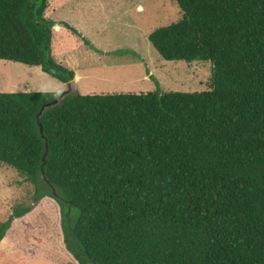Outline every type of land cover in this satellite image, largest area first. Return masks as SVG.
Instances as JSON below:
<instances>
[{
	"label": "trees",
	"instance_id": "1",
	"mask_svg": "<svg viewBox=\"0 0 264 264\" xmlns=\"http://www.w3.org/2000/svg\"><path fill=\"white\" fill-rule=\"evenodd\" d=\"M48 1L0 0V59L74 88ZM174 1L182 17L149 41L166 60L210 61L207 90L74 88L51 106L61 91L0 92V164L33 186L0 242L48 196L77 264H264V0Z\"/></svg>",
	"mask_w": 264,
	"mask_h": 264
},
{
	"label": "rangeland",
	"instance_id": "2",
	"mask_svg": "<svg viewBox=\"0 0 264 264\" xmlns=\"http://www.w3.org/2000/svg\"><path fill=\"white\" fill-rule=\"evenodd\" d=\"M45 15L60 26L53 29V57L75 72L74 88L77 83L82 94L210 88V61L166 60L149 41L153 30L182 17L174 0H49ZM67 85L40 66L0 59V92H26V87L62 92ZM32 195L30 182L0 164V220L14 206L32 203ZM49 199L52 207L45 202L13 222L0 243V264H63L69 252L61 238L60 210Z\"/></svg>",
	"mask_w": 264,
	"mask_h": 264
},
{
	"label": "crops",
	"instance_id": "3",
	"mask_svg": "<svg viewBox=\"0 0 264 264\" xmlns=\"http://www.w3.org/2000/svg\"><path fill=\"white\" fill-rule=\"evenodd\" d=\"M56 26H59V24H56L55 26H54V28L56 27ZM59 28H60V26H59ZM76 87L78 88V86H77V83H76ZM22 87H19V89H21ZM25 90L26 91H29V90H31L29 87L27 88H25ZM32 91V90H31ZM48 197V196H47ZM47 197H44V198H42L41 200H40V202L37 204V206H35V208H38V207H40V208H42V207H44V203L45 202H48V201H46V200H50L49 199V197L47 198ZM49 203V205H50V202H48ZM51 207H52V205H50ZM35 208H34V211H35ZM34 211H32V212H34ZM28 216V213L26 214V215H24L23 217H20V218H17V219H15V221H17L18 219H24V218H26ZM14 221V222H15ZM5 238V237H4ZM3 238V239H4ZM2 242V241H1ZM0 242V243H1ZM63 246V245H62ZM63 254V253H62ZM62 261H64L63 262V264H77V261L73 258V256L69 253H67V255H66V257L64 256V258H63V260Z\"/></svg>",
	"mask_w": 264,
	"mask_h": 264
},
{
	"label": "water",
	"instance_id": "4",
	"mask_svg": "<svg viewBox=\"0 0 264 264\" xmlns=\"http://www.w3.org/2000/svg\"><path fill=\"white\" fill-rule=\"evenodd\" d=\"M73 89L74 88H73L72 83L69 82L67 85V88L64 91H62V93L53 102L48 103L46 106H51L53 104H56L57 102H59V100L62 98V96H64L65 94H69L70 92H72ZM46 106H43L42 110L45 109ZM42 110H41V112H42Z\"/></svg>",
	"mask_w": 264,
	"mask_h": 264
}]
</instances>
